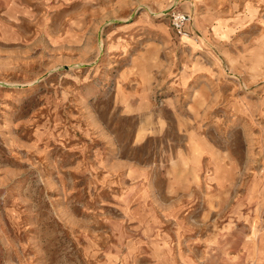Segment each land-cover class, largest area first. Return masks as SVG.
<instances>
[{"label":"rangeland","instance_id":"rangeland-1","mask_svg":"<svg viewBox=\"0 0 264 264\" xmlns=\"http://www.w3.org/2000/svg\"><path fill=\"white\" fill-rule=\"evenodd\" d=\"M0 264H264V0H0Z\"/></svg>","mask_w":264,"mask_h":264},{"label":"built area","instance_id":"built-area-1","mask_svg":"<svg viewBox=\"0 0 264 264\" xmlns=\"http://www.w3.org/2000/svg\"><path fill=\"white\" fill-rule=\"evenodd\" d=\"M190 17L186 11L171 10L170 25L175 32L185 34L187 32L185 24L189 21Z\"/></svg>","mask_w":264,"mask_h":264}]
</instances>
